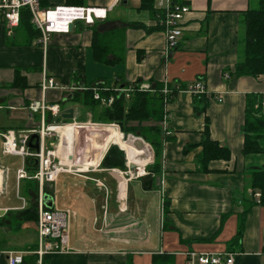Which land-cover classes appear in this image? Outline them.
Masks as SVG:
<instances>
[{
  "label": "crops",
  "instance_id": "obj_1",
  "mask_svg": "<svg viewBox=\"0 0 264 264\" xmlns=\"http://www.w3.org/2000/svg\"><path fill=\"white\" fill-rule=\"evenodd\" d=\"M174 2L190 11L168 57L157 15L139 10L140 0H84L83 7L110 9L107 18L92 26L74 23L69 34L51 35L45 49L38 39L30 43L19 28L7 36L0 17V132L38 127L40 115L30 119L27 106L40 100L45 77L53 78L59 87L47 92L46 101L57 104L60 115L73 109V120L78 122H92V113L71 100L79 87L101 85L116 90L147 82L152 90L154 84L162 85L156 93L164 87L176 93L163 107L160 172H147L156 163L149 144L151 156L147 155L145 164H135L152 177L160 176V187L144 191L142 179L125 183L104 171L86 174L105 184L107 198L88 180L99 194L91 196L92 208L86 212L91 225L84 227L79 243L69 236L70 253L47 255L43 264H190L191 253L233 254L235 264H264V206L253 199L249 186V175L264 171V154L242 153L247 96L264 92V75L256 79L231 76L241 59L243 15L255 9L258 0ZM47 3L53 7L64 0ZM94 32L111 37L108 42L112 50L116 48L118 62L113 63L112 57L108 64L93 60ZM15 76L19 79L13 84ZM194 82H202L211 98L185 92ZM215 97L222 102L214 101ZM206 126L210 140L227 148L230 159L211 161L205 172H197ZM66 132L62 145L67 143L66 135L74 133L71 128ZM123 148L130 162L127 144ZM19 207L0 210L23 211ZM124 207L126 211L120 213ZM32 224L24 226L36 233ZM0 264H7L5 255H0Z\"/></svg>",
  "mask_w": 264,
  "mask_h": 264
},
{
  "label": "built area",
  "instance_id": "obj_2",
  "mask_svg": "<svg viewBox=\"0 0 264 264\" xmlns=\"http://www.w3.org/2000/svg\"><path fill=\"white\" fill-rule=\"evenodd\" d=\"M22 9H28L31 17L30 23L39 31L38 44L43 49L48 46L51 35L69 34L72 29L71 26L76 22H82L86 26H92L99 21L105 20L107 18V12L110 10L101 7L66 6L64 4L45 8L40 5V0H0V17L6 27L7 36H12L19 28L20 11ZM154 9L159 12L156 25L162 30L164 35V55L168 57L178 44L183 32L185 16L189 13L190 9L186 5L175 3L174 0H155ZM136 86H138L139 91H153L151 85L147 84V82L137 83ZM58 88L53 78H43L40 84V100L33 101L27 106L30 119L36 114L40 115V123L35 130L21 132L7 130L0 132L1 154L6 158L12 157L18 159L21 165V168L15 174V196L16 200L20 202L18 210H24L29 203L22 194V182H34L37 185V195L33 200L37 208V221L34 224L37 235V249L30 252L36 255V264H43L42 260L47 255L68 254L72 251L69 245L70 235L68 229L70 212L68 210H59L55 206V187L61 175L66 174L93 181L99 189L106 193V198L108 190L105 184L97 179L86 177V174L104 171L116 178L124 180L125 183L135 179H142L148 175L145 168H142L141 174L139 173V166H137L136 170L129 168L131 163L127 159L125 151L119 145L111 142L102 146L106 136H103L101 132L107 134V130L110 128L120 132L121 139L125 140V135L121 132L118 125L90 121L78 122L75 120H62L60 118L59 106L57 104H49L46 101L47 92ZM76 89L85 90L80 87ZM96 90L94 89L93 93L94 100L99 101L103 106H110L113 103L112 97L108 99L101 98ZM131 91L130 88L126 87L116 89V92L120 95L122 94L125 99H129ZM185 92L192 96L211 98L202 82H194L185 89ZM161 94L164 96L166 105V98L169 94L167 87L163 88ZM258 97L254 108L264 112V92L259 94ZM213 99L214 101L222 102L221 97H215ZM165 120L166 116L164 115L162 121L163 128L165 127ZM66 126H70L74 131L71 149L67 150L61 147V133ZM86 129L92 130V133H89L88 137L86 135L82 136L83 130ZM103 129L105 130L95 132V130ZM32 134L39 136L38 152L31 151L27 147ZM110 146H117L124 153L126 163L125 171L116 168L106 170L100 168V164ZM32 157L38 159L37 168H28L26 166V160ZM82 165L85 166V170L81 169L82 167L80 166ZM0 171L4 175L3 188L4 181L7 177V167L1 166ZM46 184H50L54 189L53 194H51L53 199V207L51 209L46 208L43 202V197L46 194L44 189ZM2 188L0 189V194L3 192ZM253 199L259 202L260 194L255 192ZM4 211L6 213L8 209H4ZM119 211L120 213H124L126 208H121ZM26 254L29 253L12 250L0 251V255L6 256L7 264H23V259ZM189 258L190 264H235L233 254L191 253Z\"/></svg>",
  "mask_w": 264,
  "mask_h": 264
},
{
  "label": "trees",
  "instance_id": "obj_3",
  "mask_svg": "<svg viewBox=\"0 0 264 264\" xmlns=\"http://www.w3.org/2000/svg\"><path fill=\"white\" fill-rule=\"evenodd\" d=\"M83 4L84 0H64V5L66 6H83ZM154 4L155 0H140L139 10H146L149 14L158 15L159 12L154 9ZM40 5L42 7H50L47 0H40ZM30 18L28 9L20 11L19 30L24 33L25 38L30 40L31 43L39 38L40 33L32 26ZM131 25L132 27H140L138 24ZM243 29L244 36L239 44L241 59L235 65L231 76L234 78L251 77L256 79L264 75V0H258L255 9H249L244 13ZM110 38V36L103 37L97 32L93 33L91 49L93 60L96 63H111L110 57L113 58V63L119 61V58L116 57L117 54L113 53L116 51V48L112 50L109 45L108 41ZM18 79L19 76H15L13 84ZM137 83L139 82L126 87L132 90L129 99H125L122 94H118L114 88H102L101 85H95L82 93L80 91L73 92L71 100L74 103H79L92 113V122L94 123L118 125L124 135H132L131 137L136 136L138 132L140 137L152 147L155 154L156 163L152 170H147V172L158 174L160 172L158 162L160 161L162 144L165 137L159 126L151 125L145 127L144 125L162 121L163 115H165L163 110L165 104L163 95L156 93L162 89V85L154 84V93H149L139 91L138 86H136ZM94 89L98 90L96 92H98L101 98L108 99L112 97L113 103L110 106H103L99 101L94 100ZM175 94L174 91L169 90L166 103H169L171 97ZM258 98L256 95L247 96L242 129L244 135L243 155L264 154V112L254 108ZM200 146L202 147V152L196 160L197 172H205L211 161H228L230 159V152L227 148H222L210 140L207 126L204 130ZM143 149L150 152L149 148L145 145H143ZM123 150L126 152L125 148ZM12 161L8 157H4L2 160L6 164H11ZM125 164L124 153L117 146H110L100 164V168H116L125 171ZM249 186L253 193L258 192L260 194L258 204L264 206V171L252 172L249 175ZM23 195L29 201L27 207L23 211L8 210L5 213L13 215L21 214L20 219L9 220L5 219V216L0 218V250L7 246L6 243H3L4 235L8 231L7 226L11 227V233L14 234L22 230L24 223L35 224L37 221V208L33 201L37 195V185L34 182H24ZM36 247V244L35 246L32 244L23 249L34 251ZM31 262H36L35 255H28L23 259V264Z\"/></svg>",
  "mask_w": 264,
  "mask_h": 264
},
{
  "label": "rangeland",
  "instance_id": "obj_4",
  "mask_svg": "<svg viewBox=\"0 0 264 264\" xmlns=\"http://www.w3.org/2000/svg\"><path fill=\"white\" fill-rule=\"evenodd\" d=\"M78 91H80L81 93L83 92V90H78ZM161 122L162 121H159V122L157 121L153 123V125L159 126V128L162 129L163 125ZM144 126L148 127L147 125H144ZM104 130L105 129L95 130V132L96 131L100 132ZM89 133L90 134L92 133L91 129L83 130L82 136L86 135L88 137ZM101 133L103 134V136H106L105 132H101ZM131 136L132 135H125L124 138L127 141L128 138ZM136 139H139L143 145L145 146L148 145V143H146L142 138H136ZM105 144L106 145L108 144L107 137H105L104 145ZM142 144L136 143L135 147L142 149L141 148ZM141 155L142 154H140V156ZM3 158L4 157L1 154V150H0V163H1L0 165H4L5 167H7V177H6V180L4 181L5 183L2 188L3 192L0 194V208L1 207H18L20 206V202L16 200V196H15V174H16V171L21 168V165L18 159L16 158L9 157V159L13 160L11 164H6L2 162ZM127 159H128V156H127ZM2 176L4 177L3 174ZM1 179L2 178H0V182H1ZM23 184L24 182H22V194H23ZM129 188L131 190L132 186H130ZM97 191L98 190H96V187L94 186L93 182L91 183V182H88V180L79 179L74 176H70L66 174L61 175L58 178V181L56 183L55 194H54L55 206L59 210H63V211L68 210L70 212L69 228H68L69 235L77 243L80 242L81 232L84 229V227L86 228V226L89 227L91 225V221H90L91 219L89 218L90 216H87L88 213L86 212L90 210V208H92V206H90L91 196L99 195ZM3 216L6 217L5 219H9V220L10 219L19 220L21 218V214H17V215L3 214V215H0V218ZM27 223H24L22 225V230L14 234L11 233V230H10L11 227L7 226L8 231H7V234L4 235V240H3V243L4 244L6 243L7 246L2 250L12 249V251H14V249H16L15 251H20V252H25V253L33 252V251H28L27 249H23L24 247H26V245L29 246V245L34 244L35 246V244L37 243V235L36 233L33 232V228H29L27 226L25 228L24 225Z\"/></svg>",
  "mask_w": 264,
  "mask_h": 264
},
{
  "label": "water",
  "instance_id": "obj_5",
  "mask_svg": "<svg viewBox=\"0 0 264 264\" xmlns=\"http://www.w3.org/2000/svg\"><path fill=\"white\" fill-rule=\"evenodd\" d=\"M73 26V25H72ZM71 26V28H72ZM61 118L65 121H72L73 120V109H69L65 111L62 115ZM136 137L140 138V134L137 132ZM28 149L34 152L39 151V136L37 134H32L30 136V139L28 141L27 145ZM38 165V159L35 157L29 158L26 160V166L28 168H37ZM129 168L131 170H136L137 166L134 164L129 165ZM161 185V177L156 176L152 177L151 175L144 176L142 178V188L144 191H150L152 187H160ZM44 189L46 191V194L43 197V202L46 208H52L53 207V199L51 194H53L54 189L53 186L50 184H46L44 186ZM5 213L4 210H0V215H3Z\"/></svg>",
  "mask_w": 264,
  "mask_h": 264
},
{
  "label": "bare ground",
  "instance_id": "obj_6",
  "mask_svg": "<svg viewBox=\"0 0 264 264\" xmlns=\"http://www.w3.org/2000/svg\"><path fill=\"white\" fill-rule=\"evenodd\" d=\"M67 128H71V127L70 126H66L64 128V130H62L61 136H65V134L67 133L66 132ZM107 132H109L108 134H106L107 143L108 144L111 143V142L117 143V144L121 143L119 145L121 148H123L124 144H127L128 150H129V154H130V162H131V164H133V163L134 164H138V165L145 164L146 161H147V158H148L147 155L150 154V156H151V153L149 151H145L143 149V147H142V149H139V148L135 147L136 143L142 144L139 139H136V138H133V137H129L127 141H125V140L122 141V139L120 140V133L118 131L110 128V129L107 130ZM73 136H67L66 135L67 143L65 145L61 144V147H64L65 150L71 149V143H72V140H73ZM104 143H105V138L103 140L102 146H104ZM140 154H142L141 155L142 157H140ZM80 167H82L81 168L82 170H85V166L84 165H82ZM139 173L140 174L142 173V169L141 168L139 169ZM0 176L2 178L1 182H0V189H1L2 188L3 179H4V177L2 176V172H1Z\"/></svg>",
  "mask_w": 264,
  "mask_h": 264
}]
</instances>
